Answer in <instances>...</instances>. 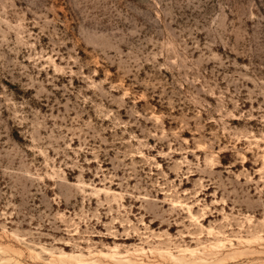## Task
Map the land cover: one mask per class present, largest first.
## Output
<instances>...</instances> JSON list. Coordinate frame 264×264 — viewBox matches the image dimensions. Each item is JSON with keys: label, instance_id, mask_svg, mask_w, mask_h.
Listing matches in <instances>:
<instances>
[{"label": "rangeland", "instance_id": "obj_1", "mask_svg": "<svg viewBox=\"0 0 264 264\" xmlns=\"http://www.w3.org/2000/svg\"><path fill=\"white\" fill-rule=\"evenodd\" d=\"M0 264H264V0H0Z\"/></svg>", "mask_w": 264, "mask_h": 264}]
</instances>
